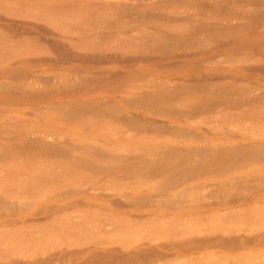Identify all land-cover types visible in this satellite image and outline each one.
I'll list each match as a JSON object with an SVG mask.
<instances>
[{"label": "bare ground", "instance_id": "6f19581e", "mask_svg": "<svg viewBox=\"0 0 264 264\" xmlns=\"http://www.w3.org/2000/svg\"><path fill=\"white\" fill-rule=\"evenodd\" d=\"M263 32L264 0H0V214L40 215L0 261L264 264V85L151 71L263 69Z\"/></svg>", "mask_w": 264, "mask_h": 264}, {"label": "rangeland", "instance_id": "374dc122", "mask_svg": "<svg viewBox=\"0 0 264 264\" xmlns=\"http://www.w3.org/2000/svg\"><path fill=\"white\" fill-rule=\"evenodd\" d=\"M230 20V19H229ZM261 37L264 39V32L261 34ZM252 39V37H249L248 39H247V41H249V40H251ZM260 40H261V38H260ZM244 42H246V41H244ZM226 48H228V47H226ZM226 48H224V47H222V48H220L219 50L221 51H225L226 50ZM210 55H213V52H210L209 53ZM209 54H204L203 56H208ZM214 65H215V68L214 69H216L215 71H213V70H205V69H200L199 71H195V72H192V73H190V71L189 70H182V71H178V70H175V69H152L153 67L152 66H148L147 67V69H152L151 71L153 72V73H155V74H159V75H163V76H169L171 79H176L177 78V76H180V75H182V76H189L188 77V79H190V76H191V79L193 78V77H195V75L197 74V76H196V78H194V79H197V80H206L207 78V80H220V79H222V78H226V79H230V76H228L227 74H229V75H239V76H243V75H248V76H250V82H252L253 84H255V83H258V84H261V85H264V68L263 69H256V67L257 68H259V66L258 65H256V67L254 68V70L253 69H249V67H250V64L248 65V68L247 69H245V68H243V67H237L236 65L237 64H235V63H230V62H228V63H226V64H224V63H222V64H220V63H214ZM50 66H52L51 64H46V65H43L42 67H50ZM216 66H218V67H216ZM252 66V65H251ZM255 66V65H254ZM113 69H115V70H124L125 68H124V66H122V65H117V66H111ZM236 68L238 69V70H236ZM210 71V72H209ZM181 73V74H180ZM209 73H214V74H209ZM192 74V75H191ZM194 74V75H193ZM205 74V76H203ZM172 75V76H171ZM200 76H201V79H198V78H200ZM213 76V77H212ZM224 76V77H223ZM211 77H212V79H211ZM222 77V78H221ZM228 77V78H227ZM90 94H93V93H90ZM95 94H97V95H99V96H101V97H105L106 96V98H108V97H110L111 96V93H105L104 91H102V90H99V91H97ZM94 94V95H95ZM34 100H31V99H26V100H22L21 102H25V103H31L32 104V102H33ZM35 102V101H34ZM240 107V109H242L243 107L242 106H239ZM230 108V107H229ZM131 110L135 113V112H138V113H143L141 110H139V109H136V108H131ZM219 111V109L216 111L215 110V113L216 112H218ZM208 113H210V112H202V113H199V114H195V115H192V116H190V117H184V116H182V115H179V114H175V115H163V114H161V115H155V114H145V117L146 118H148V119H152V121H163V122H165V121H174L175 123H177V124H179V125H184V126H188V127H191V129H197V130H199V131H204V129L202 128V127H194V126H192L191 124H193L192 122H196V120H200L201 119V117H205L206 116V114H208ZM212 114H213V112H212ZM201 116V117H200ZM194 117H196V118H194ZM199 117V118H198ZM211 137H214V138H220V139H222V138H233V139H238V140H241V139H244V138H246V136L245 135H242V136H240V135H235V134H233V133H229V132H218V133H214V134H211L210 135ZM80 193H82V191H80ZM95 195L97 194L96 192L94 193ZM96 200H97V202L98 203H100V204H106L107 202H106V200H104V199H101L100 197H98V196H96ZM65 200L66 201H68V200H70V198H65ZM198 202V201H197ZM208 202H210L209 200H208ZM242 202V201H241ZM199 203V202H198ZM239 204H242V203H240V201L239 200H235V201H233V202H231L230 203V206H233V205H239ZM220 206H223V203H217V204H208V206H207V208L208 209H215V208H218L219 207V209H223V207L221 208ZM228 206V205H227ZM157 208H161L160 206L159 207H157ZM24 209V208H23ZM20 210V209H17V210H19L17 213H8V214H0V223L1 222H6V221H10V220H12L14 217L15 218H20V219H24L25 220V224H27V225H29V224H31V223H33V222H35V220L40 216L39 214H36V213H33V212H30V211H25V210ZM195 239V238H194ZM191 240H193V239H191ZM262 241H256L255 242V244H256V246L254 247V248H256V247H263L264 246V242L263 243H261ZM195 245V246H194ZM163 252H168V253H175V252H179V251H185V250H189L190 249V246L191 247H196V246H198L197 244H190L189 245V247H188V245H181V246H178V247H171V248H165V247H162V246H160V245H157ZM213 246V245H212ZM195 250H198V249H196V248H193V250L191 251V252H189L188 254H192V253H194V251ZM205 250H208V251H211V250H220V248L219 247H211V248H209V249H205ZM88 256V253H84V254H82V256H81V259L83 258H86ZM57 258H60L61 259V261H59V262H61V264L63 263V264H71V263H73L74 261H75V259H71V258H67L66 259V261L65 262H62V254L61 255H57ZM7 261V263H8V260H5L4 262H6ZM69 262H71V263H69ZM9 263H10V261H9ZM0 264H3V262L2 261H0ZM17 264V263H16Z\"/></svg>", "mask_w": 264, "mask_h": 264}]
</instances>
